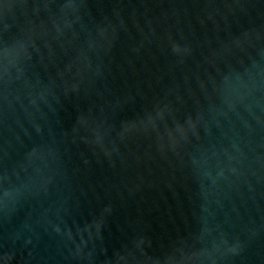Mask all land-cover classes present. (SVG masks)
I'll use <instances>...</instances> for the list:
<instances>
[{
    "label": "water",
    "instance_id": "obj_1",
    "mask_svg": "<svg viewBox=\"0 0 264 264\" xmlns=\"http://www.w3.org/2000/svg\"><path fill=\"white\" fill-rule=\"evenodd\" d=\"M0 264H264V0H0Z\"/></svg>",
    "mask_w": 264,
    "mask_h": 264
}]
</instances>
